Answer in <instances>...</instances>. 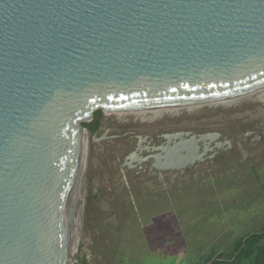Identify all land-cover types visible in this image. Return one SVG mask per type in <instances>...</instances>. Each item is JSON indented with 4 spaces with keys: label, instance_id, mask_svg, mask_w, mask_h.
<instances>
[{
    "label": "water",
    "instance_id": "1",
    "mask_svg": "<svg viewBox=\"0 0 264 264\" xmlns=\"http://www.w3.org/2000/svg\"><path fill=\"white\" fill-rule=\"evenodd\" d=\"M262 89L264 0H0V264H89L73 252L96 111Z\"/></svg>",
    "mask_w": 264,
    "mask_h": 264
},
{
    "label": "rangeland",
    "instance_id": "2",
    "mask_svg": "<svg viewBox=\"0 0 264 264\" xmlns=\"http://www.w3.org/2000/svg\"><path fill=\"white\" fill-rule=\"evenodd\" d=\"M147 117L98 110L84 123L80 224L85 210L77 258L89 264H208L264 228V89L230 104ZM135 125L154 127L148 131L163 125L168 143L161 155L167 159L189 151L203 158L172 171L125 168L114 151L124 144L125 128ZM161 129L153 133L159 140Z\"/></svg>",
    "mask_w": 264,
    "mask_h": 264
},
{
    "label": "flooded vegetation",
    "instance_id": "3",
    "mask_svg": "<svg viewBox=\"0 0 264 264\" xmlns=\"http://www.w3.org/2000/svg\"><path fill=\"white\" fill-rule=\"evenodd\" d=\"M161 126L155 128H157L158 130L161 129ZM144 129L146 130L143 131ZM150 129L154 130V127L145 128L140 125H135L132 128H125L126 132L123 134L124 144L118 151L116 150L117 152L114 151L117 156L124 159L123 167H128L130 169H139L137 170V172L139 173L152 169L160 171H172V169L179 170V167L175 165L172 166L171 162L166 158V156L161 155L162 146L168 143V132L161 129L164 133L158 134L162 136V140H159L158 137H154V135L157 134V130L148 131ZM153 133L155 134L153 135ZM108 136L109 134L106 133L103 138H106ZM189 137L190 136H188V138ZM171 147L172 146L168 148L170 149ZM198 157L199 156H197L196 158L198 159Z\"/></svg>",
    "mask_w": 264,
    "mask_h": 264
},
{
    "label": "trees",
    "instance_id": "4",
    "mask_svg": "<svg viewBox=\"0 0 264 264\" xmlns=\"http://www.w3.org/2000/svg\"><path fill=\"white\" fill-rule=\"evenodd\" d=\"M208 264H264V228L240 237L230 253L215 254Z\"/></svg>",
    "mask_w": 264,
    "mask_h": 264
},
{
    "label": "bare ground",
    "instance_id": "5",
    "mask_svg": "<svg viewBox=\"0 0 264 264\" xmlns=\"http://www.w3.org/2000/svg\"><path fill=\"white\" fill-rule=\"evenodd\" d=\"M240 98V97H239ZM238 98H234V99H228V100H222V101H216V102H212V103H205V104H220V103H232V101H236ZM196 105H185V106H176V107H165V108H160V109H151V110H142V111H130L131 113H136L141 115L143 118L146 117L148 119L147 116L150 117H156L159 119L161 117H163L165 114L167 113H176V112H180L182 111L184 108H193ZM198 106V105H197ZM191 110V109H190ZM118 113H128V112H118ZM259 116V115H258ZM194 141H198L200 140L198 139H193ZM180 155L178 156V158H176V160L170 159L169 161L171 162L172 166H177L179 167V169H182L184 167H186L188 165V163L195 161L197 158V156L200 157V159H202V155H196L197 153L194 151H189L188 153H179ZM198 157V158H199ZM170 165V164H169ZM171 167V166H170ZM84 198V197H83ZM80 201V197L78 199V203ZM81 205V204H78ZM80 207V206H79ZM79 215H76V222L78 219ZM77 224V223H76ZM74 253V252H73Z\"/></svg>",
    "mask_w": 264,
    "mask_h": 264
}]
</instances>
